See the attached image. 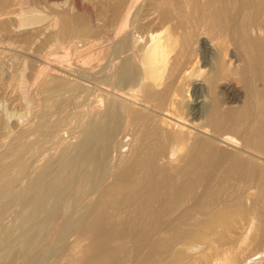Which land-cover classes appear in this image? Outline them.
Returning a JSON list of instances; mask_svg holds the SVG:
<instances>
[{"label": "bare ground", "instance_id": "6f19581e", "mask_svg": "<svg viewBox=\"0 0 264 264\" xmlns=\"http://www.w3.org/2000/svg\"><path fill=\"white\" fill-rule=\"evenodd\" d=\"M104 1L102 28L58 8L39 38L38 54L64 44L93 65L80 103L49 85L1 155L0 264H264V0ZM25 4L0 0L6 41L40 22H19ZM73 104L76 145L38 166L49 110Z\"/></svg>", "mask_w": 264, "mask_h": 264}, {"label": "rangeland", "instance_id": "374dc122", "mask_svg": "<svg viewBox=\"0 0 264 264\" xmlns=\"http://www.w3.org/2000/svg\"><path fill=\"white\" fill-rule=\"evenodd\" d=\"M76 1L59 0L58 2V0H55V2L53 1L51 2L48 0H27V4H25L26 6L25 11H22V14H20L19 16V22L20 23L23 22L20 20V18H24L25 23H29L30 20H31L30 23H35V22L37 23L38 19L40 18L41 19L40 22L34 24V26L25 25L24 26L25 28L22 27L15 29L17 31H14L12 33L11 36H13V38L12 40L9 41L5 40V38L7 37L5 36L3 37V35L0 34V124H1L0 134L1 136L6 135V139L3 145H0V159L2 158L1 155H3V152L6 150L8 145H10L14 141L15 137L18 135L20 130L27 126V125L25 126V124L29 122L37 121L36 117L39 116V114H41L43 111H45V109H47L45 105L48 106V102H46L45 100L47 98V87L49 85L54 84V82L56 81L57 82L61 81L62 83L63 82L66 83L67 86L64 87L65 89L61 90L58 93L57 98L59 99H61L63 96L64 97L71 96V98L72 96L73 97L75 96L74 98H77L76 101H78V103H80V100L82 99L81 96L83 95V92H81L79 89L78 90L79 92L74 91L73 93V91H71V86L78 85L81 74L85 69V67L90 68L93 65V61L89 58V56L88 55L86 56L84 54L81 55L77 54L75 56L76 53L74 52L73 48L71 49V47L70 49L66 48L67 50L62 49L63 50L62 51L59 48H62L64 44L62 45L58 43H56L54 47H52L53 48L52 50L56 52L51 56L45 57L43 55L45 53V50L42 52V54H38L37 51L39 40L45 37L47 34L52 33L54 28L52 26L55 25L54 21L57 19L58 14H61V12L63 11L65 13L68 12L69 13L68 15H71L73 21L76 20L75 22L78 21V17L84 16L83 18L87 19V20H83L86 21L84 23L90 24L89 19H91L92 23L95 24V26H97L98 28H102V25L104 26L109 14L105 12L103 9L100 8L96 9V6L99 7L100 5L106 3L104 0H76ZM53 3L60 5L59 7L58 6L52 7ZM73 3L78 4L79 10L78 9L76 10L74 8ZM58 8L62 9L63 11H60V9ZM58 10L59 12L58 14H56ZM139 13L140 14H138V18L141 19V15L143 13H141V10L139 11ZM28 15L31 18L28 17ZM75 16L77 17L76 19L74 18ZM43 17H46L44 21H43ZM13 20L15 21L11 20L12 21L11 23L15 25L17 19H13ZM75 25L76 23L74 24V26ZM25 33L26 35L28 34L32 35L31 40L27 44H21L18 42L19 37H14V36L25 35ZM35 35L38 36L33 37ZM82 61L85 62L83 63ZM43 63L46 66H44ZM40 66L44 67L42 71L40 70V72L42 73H38L39 71L38 67ZM89 87L88 90L90 91L91 86ZM75 107L76 105L73 104V105H67L61 111L56 108H52L49 110L50 116L48 114L47 121L49 122V119L52 122L59 121L60 127L57 129L58 132L56 134L57 137L54 140L55 142L54 141L50 142V147H51L50 153L47 151L46 153L45 152L43 153L46 154V156L42 155V157H40L41 160L40 162L37 163L38 166H40V164H42L44 160L50 157H51V161L56 159V157L59 154V151L61 150V148L64 147V145H67L69 147H73V145H76L75 143H77L76 141L77 137L82 131L81 129L83 123L81 122V115L77 113L79 109H76L78 107L76 108ZM3 122H6L7 124H4ZM11 124L12 126H10ZM127 139L128 138H124L122 139L123 140L122 141L120 137L119 138L117 137V140L119 142L121 141L120 144H117V146H114V148L111 149V150H115L112 151L111 154L109 152L110 156L113 155L111 156V159L112 157L113 159L110 160L112 164L114 163L115 160L114 157L115 158L118 157L121 144H125ZM60 143H62V145ZM125 150L126 147L121 151L123 152ZM47 153L49 154L47 155ZM198 252L199 251H197V249H194L193 247L192 250L187 251L186 253L188 254V256L190 255L194 257L198 255ZM184 264H190V263L186 262Z\"/></svg>", "mask_w": 264, "mask_h": 264}, {"label": "clouds", "instance_id": "9594fccd", "mask_svg": "<svg viewBox=\"0 0 264 264\" xmlns=\"http://www.w3.org/2000/svg\"><path fill=\"white\" fill-rule=\"evenodd\" d=\"M205 100L207 101L206 97H205Z\"/></svg>", "mask_w": 264, "mask_h": 264}]
</instances>
